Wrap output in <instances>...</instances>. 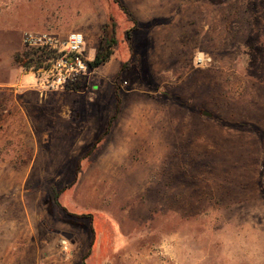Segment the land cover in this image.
Returning <instances> with one entry per match:
<instances>
[{
    "label": "rangeland",
    "instance_id": "obj_1",
    "mask_svg": "<svg viewBox=\"0 0 264 264\" xmlns=\"http://www.w3.org/2000/svg\"><path fill=\"white\" fill-rule=\"evenodd\" d=\"M121 1L131 49L112 0H0V264H264V0ZM110 17L72 90L5 86L23 31Z\"/></svg>",
    "mask_w": 264,
    "mask_h": 264
},
{
    "label": "built area",
    "instance_id": "obj_2",
    "mask_svg": "<svg viewBox=\"0 0 264 264\" xmlns=\"http://www.w3.org/2000/svg\"><path fill=\"white\" fill-rule=\"evenodd\" d=\"M24 47L44 52L47 60L39 67H30L35 77L34 90L40 97L72 90L93 73L85 55V39L79 32H70L64 37L50 32H24ZM204 59L197 57V63Z\"/></svg>",
    "mask_w": 264,
    "mask_h": 264
},
{
    "label": "trees",
    "instance_id": "obj_3",
    "mask_svg": "<svg viewBox=\"0 0 264 264\" xmlns=\"http://www.w3.org/2000/svg\"><path fill=\"white\" fill-rule=\"evenodd\" d=\"M112 2L118 6L119 10L125 15L126 19L129 22H132L134 25L133 28L125 31V35H124L125 36L124 41L131 49V40H132L131 32L137 29L138 23L134 20L131 13L129 12L127 7L122 3L121 0H112ZM109 19L111 21V24L110 25L106 24L104 26L103 28L104 35L101 38V42L97 49L95 57L92 61L88 63V65L92 69H96L97 67L107 63L118 47V42L115 37V31H114L116 25L114 22H112L111 17ZM108 27H112V31H110V35L106 33ZM47 58L48 56L45 55L44 52L31 49V50H25L22 53H16L14 55V62L18 66L27 69L30 67L42 66L43 63L47 60ZM46 191L51 207L53 209H62V206L59 202L61 191L57 190L52 184L46 185ZM86 258L87 256L83 258L80 264H86L85 263Z\"/></svg>",
    "mask_w": 264,
    "mask_h": 264
},
{
    "label": "crops",
    "instance_id": "obj_4",
    "mask_svg": "<svg viewBox=\"0 0 264 264\" xmlns=\"http://www.w3.org/2000/svg\"><path fill=\"white\" fill-rule=\"evenodd\" d=\"M25 28V27H24ZM33 30H35V29H28V30H26V31H23V33L24 32H28V31H31V32H48V31H38V30H35V31H33ZM71 32H77V31H71ZM50 33H52V32H50ZM70 32H67L66 34H65V36L67 35V34H69ZM80 33V32H79ZM82 34V33H81ZM83 35V34H82ZM84 36V35H83ZM64 37V36H63ZM85 39V38H84ZM96 52L97 51H92L90 54H88L87 56V58H88V60L89 61H92L93 59H94V57H95V54H96ZM107 63H105L104 65H101V66H105ZM101 66H99V67H97L96 69H93V71H97ZM25 71V72H24ZM4 72L6 73L5 75L8 77V82L7 83H5V86L6 87H8V88H10V87H12V88H14V92H16L17 90L18 91H20V92H22L21 90H19V88H25L26 86H28V85H30L32 82H27V83H23V78H24V74L26 73V72H28V73H30L29 71H26L25 69H23V68H21V67H16V66H14V65H12V64H9V65H7L5 68H4ZM94 72V73H95ZM33 84H35V82L34 83H32V85ZM17 89V90H16ZM31 89V88H30ZM32 90V89H31ZM93 90H95V87L93 88ZM25 92V91H24ZM32 92H34L33 90H32Z\"/></svg>",
    "mask_w": 264,
    "mask_h": 264
}]
</instances>
